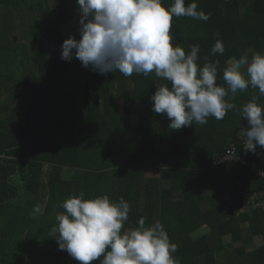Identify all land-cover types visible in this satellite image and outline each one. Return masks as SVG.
<instances>
[{
  "label": "trees",
  "instance_id": "1",
  "mask_svg": "<svg viewBox=\"0 0 264 264\" xmlns=\"http://www.w3.org/2000/svg\"><path fill=\"white\" fill-rule=\"evenodd\" d=\"M242 129L264 169V0H0V264H264Z\"/></svg>",
  "mask_w": 264,
  "mask_h": 264
},
{
  "label": "built area",
  "instance_id": "2",
  "mask_svg": "<svg viewBox=\"0 0 264 264\" xmlns=\"http://www.w3.org/2000/svg\"><path fill=\"white\" fill-rule=\"evenodd\" d=\"M251 125H249V128ZM238 138L242 141V149L238 151L237 145L232 143L226 147L211 163V166L218 168L224 164L237 161L243 167H247L250 173L260 177L264 180V169L255 162L247 161V155L259 146V139L254 132L250 131L245 133V129L241 130ZM241 197L242 203L234 208L235 214H251L257 210H264V189L262 190H249L246 189L242 183H237V194ZM223 200L230 206L233 203L234 196L230 191L222 193Z\"/></svg>",
  "mask_w": 264,
  "mask_h": 264
},
{
  "label": "rangeland",
  "instance_id": "3",
  "mask_svg": "<svg viewBox=\"0 0 264 264\" xmlns=\"http://www.w3.org/2000/svg\"><path fill=\"white\" fill-rule=\"evenodd\" d=\"M63 35L65 36V37H67V38H72V37H77L78 35H81L83 32H82V20H80V18L79 17H74V19H73V21L72 22H67V23H65L64 25H63ZM121 31H122V33H124L125 32V30H126V25L125 24H123L122 26H121ZM150 32L152 33V34H155L157 31H156V29L154 28V26H150ZM237 77L238 78H240V75H237ZM250 80L251 79H254L255 78V76L254 77H248ZM152 171V170H151ZM154 171V170H153ZM152 171V172H153ZM148 174H150V173H148ZM148 176V175H147ZM201 232H203V230H201ZM130 233V232H129ZM229 238L228 237H225V242L226 243H228L229 242Z\"/></svg>",
  "mask_w": 264,
  "mask_h": 264
},
{
  "label": "crops",
  "instance_id": "4",
  "mask_svg": "<svg viewBox=\"0 0 264 264\" xmlns=\"http://www.w3.org/2000/svg\"><path fill=\"white\" fill-rule=\"evenodd\" d=\"M76 17H79V18H80V20H82V16H81V15H79V16H76ZM73 19H74V18H73ZM73 19H71V20H70V22H72V21H73ZM68 22H69V21H68ZM82 29H83V30H82V32H83V33H82L81 35H78L79 37H82V36H84V35H85V31H84V28H83V22H82ZM62 32H63V31H62ZM240 74H241V72H240V71H238V72H237V75H240ZM251 77H254V76H252V75H251ZM148 173H150V174H148ZM152 174H153V172L151 173V171H150V170H148V171H147V175H148V176H151Z\"/></svg>",
  "mask_w": 264,
  "mask_h": 264
}]
</instances>
